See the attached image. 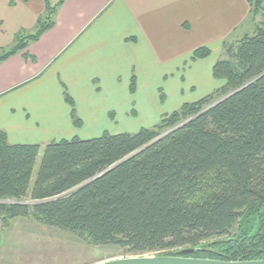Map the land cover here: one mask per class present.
<instances>
[{
  "label": "trees",
  "instance_id": "obj_1",
  "mask_svg": "<svg viewBox=\"0 0 264 264\" xmlns=\"http://www.w3.org/2000/svg\"><path fill=\"white\" fill-rule=\"evenodd\" d=\"M44 1L46 19L52 18L41 17L34 33L16 35L0 63L54 26L65 0L55 6ZM249 2L254 34L226 42L227 57L213 65V76L225 84L165 114L154 127L52 140L44 148L10 143L0 130L3 224L32 217L132 255L201 247L186 256L264 259V0ZM211 52L200 47L192 60ZM65 99L80 126L67 91Z\"/></svg>",
  "mask_w": 264,
  "mask_h": 264
},
{
  "label": "crops",
  "instance_id": "obj_2",
  "mask_svg": "<svg viewBox=\"0 0 264 264\" xmlns=\"http://www.w3.org/2000/svg\"><path fill=\"white\" fill-rule=\"evenodd\" d=\"M22 1V28L32 30L45 1ZM250 11L249 0H65L51 29L0 63V130L14 144L94 138L113 119L139 115L150 78L158 87L172 80L171 110L197 101L225 84L213 65L226 42L252 35ZM200 47L211 55L192 60ZM152 99L157 118L155 91Z\"/></svg>",
  "mask_w": 264,
  "mask_h": 264
},
{
  "label": "rangeland",
  "instance_id": "obj_3",
  "mask_svg": "<svg viewBox=\"0 0 264 264\" xmlns=\"http://www.w3.org/2000/svg\"><path fill=\"white\" fill-rule=\"evenodd\" d=\"M9 1H11L14 6L12 10L8 9L6 1L3 4V1L0 0V44H3V46L0 47V54L2 53V49H9L16 43V35L19 33L25 35L31 34L38 29V23L32 30L22 28L26 19L22 12L23 9L21 5L23 4V1ZM59 1L60 0H51L52 6L57 5ZM46 13L47 11L42 15V17L44 16V22H48L50 17L52 18L50 15L49 18L46 19ZM55 17L56 14L54 15V19ZM262 19L261 16L257 17L258 21H261ZM255 25V22L252 21V24L250 25L251 28H248L247 32L253 34ZM15 29L16 33L14 32ZM226 57V49L223 48L221 58ZM193 60L197 61L200 59ZM171 81L164 79V86L160 85L158 87L155 85H159L160 82L157 84L155 81L154 85V79L150 78L146 86L148 89H145V93L142 95L143 101L139 102V107L141 108L139 115H135V113L132 112V114L121 118L120 122H118L119 120L115 121L113 119L112 123L106 126L109 130L108 132L111 134H119L123 132L135 133L143 127L151 128L161 121L164 114L175 111V109L171 110L176 95L175 90L169 85ZM153 91L156 92L159 99L157 102L159 117L157 118L154 115L157 110H154L152 107L154 103V100L152 99ZM104 133L95 137H100ZM46 144L47 143L42 144L43 148ZM43 148L36 162L33 179H35L36 173L41 164L44 154ZM177 250L178 249L175 251ZM127 256H132V254L118 246H99L90 244L71 232L45 225L36 221L32 217L15 218L10 221L8 226H5L0 219V264H97L98 262L108 259Z\"/></svg>",
  "mask_w": 264,
  "mask_h": 264
},
{
  "label": "water",
  "instance_id": "obj_4",
  "mask_svg": "<svg viewBox=\"0 0 264 264\" xmlns=\"http://www.w3.org/2000/svg\"><path fill=\"white\" fill-rule=\"evenodd\" d=\"M243 88V87H242ZM201 247H186L173 255L144 254L113 258L97 264H264V259L222 260L217 258H201L186 256L196 253Z\"/></svg>",
  "mask_w": 264,
  "mask_h": 264
}]
</instances>
